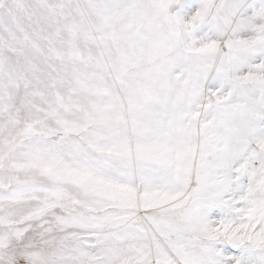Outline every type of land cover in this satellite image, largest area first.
Segmentation results:
<instances>
[{"label":"snow or ice","instance_id":"obj_1","mask_svg":"<svg viewBox=\"0 0 264 264\" xmlns=\"http://www.w3.org/2000/svg\"><path fill=\"white\" fill-rule=\"evenodd\" d=\"M0 264H264V0H0Z\"/></svg>","mask_w":264,"mask_h":264}]
</instances>
